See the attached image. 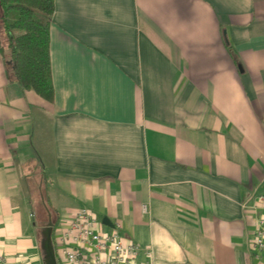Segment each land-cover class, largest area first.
Wrapping results in <instances>:
<instances>
[{"label":"crops","instance_id":"obj_1","mask_svg":"<svg viewBox=\"0 0 264 264\" xmlns=\"http://www.w3.org/2000/svg\"><path fill=\"white\" fill-rule=\"evenodd\" d=\"M50 39L53 102L0 49L6 264H44L46 175L59 264L83 207L137 264H264V0H55Z\"/></svg>","mask_w":264,"mask_h":264},{"label":"trees","instance_id":"obj_2","mask_svg":"<svg viewBox=\"0 0 264 264\" xmlns=\"http://www.w3.org/2000/svg\"><path fill=\"white\" fill-rule=\"evenodd\" d=\"M54 12L55 0H0V31L6 42L4 46L0 39V49L22 88L49 102L55 99L50 49Z\"/></svg>","mask_w":264,"mask_h":264},{"label":"built area","instance_id":"obj_3","mask_svg":"<svg viewBox=\"0 0 264 264\" xmlns=\"http://www.w3.org/2000/svg\"><path fill=\"white\" fill-rule=\"evenodd\" d=\"M262 198L264 200V196ZM260 223L254 244L264 251V217ZM57 241L60 256L68 264H137L142 254V249L133 239L122 236L116 229L104 231L98 227L96 215L86 207L76 212ZM145 254L151 255V252ZM0 264H6L1 253ZM145 264L154 263L151 260Z\"/></svg>","mask_w":264,"mask_h":264},{"label":"rangeland","instance_id":"obj_4","mask_svg":"<svg viewBox=\"0 0 264 264\" xmlns=\"http://www.w3.org/2000/svg\"><path fill=\"white\" fill-rule=\"evenodd\" d=\"M1 32V31H0ZM1 38H2V42L6 44L5 42V35H3V33L1 32ZM50 176L46 175V179L44 180L43 183V187L44 189L41 190V192L43 193V195H45L44 197V202L42 201V198H40V196L36 197V193L37 191H34V204H33V212L36 213V217L38 218V223L41 224L39 226L45 227L47 226L48 222H49V214H51L52 220L53 222H55L54 220L57 218V216H59V209L54 206L56 203L55 201H52V199L50 197L47 196L48 189L51 187V183H50ZM45 203V205L43 204ZM37 204V207H36ZM99 219L102 218V216L100 214H98Z\"/></svg>","mask_w":264,"mask_h":264},{"label":"water","instance_id":"obj_5","mask_svg":"<svg viewBox=\"0 0 264 264\" xmlns=\"http://www.w3.org/2000/svg\"><path fill=\"white\" fill-rule=\"evenodd\" d=\"M103 223L105 225L115 227L113 222L108 217H104ZM54 228V222L52 220L51 214H49V222L47 226L42 227L41 229V250L44 264H59L53 239Z\"/></svg>","mask_w":264,"mask_h":264}]
</instances>
